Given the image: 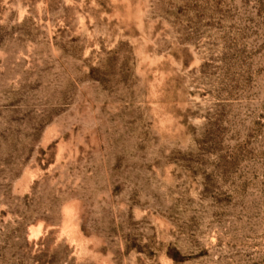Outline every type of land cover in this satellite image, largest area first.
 <instances>
[{"label":"rangeland","instance_id":"obj_1","mask_svg":"<svg viewBox=\"0 0 264 264\" xmlns=\"http://www.w3.org/2000/svg\"><path fill=\"white\" fill-rule=\"evenodd\" d=\"M0 264H264V0H0Z\"/></svg>","mask_w":264,"mask_h":264}]
</instances>
